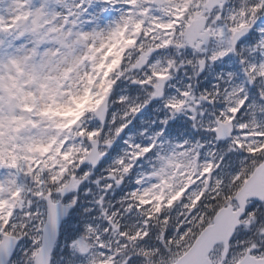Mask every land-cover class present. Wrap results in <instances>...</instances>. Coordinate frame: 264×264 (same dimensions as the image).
<instances>
[{
  "label": "snow or ice",
  "instance_id": "1",
  "mask_svg": "<svg viewBox=\"0 0 264 264\" xmlns=\"http://www.w3.org/2000/svg\"><path fill=\"white\" fill-rule=\"evenodd\" d=\"M0 264H264V0H0Z\"/></svg>",
  "mask_w": 264,
  "mask_h": 264
}]
</instances>
